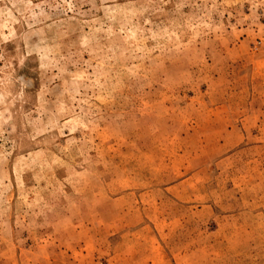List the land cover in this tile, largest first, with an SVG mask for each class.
Returning a JSON list of instances; mask_svg holds the SVG:
<instances>
[{
	"label": "rangeland",
	"instance_id": "rangeland-1",
	"mask_svg": "<svg viewBox=\"0 0 264 264\" xmlns=\"http://www.w3.org/2000/svg\"><path fill=\"white\" fill-rule=\"evenodd\" d=\"M0 264H264V0H0Z\"/></svg>",
	"mask_w": 264,
	"mask_h": 264
}]
</instances>
